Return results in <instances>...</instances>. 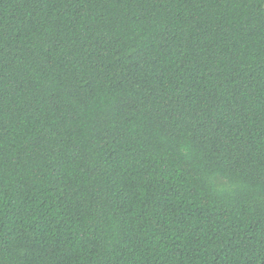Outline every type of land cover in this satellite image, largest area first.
<instances>
[{
    "label": "trees",
    "instance_id": "1",
    "mask_svg": "<svg viewBox=\"0 0 264 264\" xmlns=\"http://www.w3.org/2000/svg\"><path fill=\"white\" fill-rule=\"evenodd\" d=\"M0 264H264V0H0Z\"/></svg>",
    "mask_w": 264,
    "mask_h": 264
}]
</instances>
